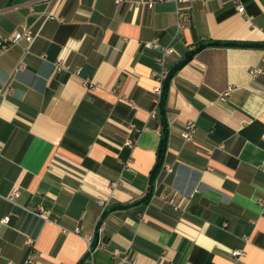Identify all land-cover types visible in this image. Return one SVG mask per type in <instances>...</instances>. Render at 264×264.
<instances>
[{"label":"crops","instance_id":"obj_1","mask_svg":"<svg viewBox=\"0 0 264 264\" xmlns=\"http://www.w3.org/2000/svg\"><path fill=\"white\" fill-rule=\"evenodd\" d=\"M118 1L0 0V264H76L98 222L111 264H264V47L178 70L152 196L108 211L149 190L159 75L264 44V0Z\"/></svg>","mask_w":264,"mask_h":264},{"label":"trees","instance_id":"obj_2","mask_svg":"<svg viewBox=\"0 0 264 264\" xmlns=\"http://www.w3.org/2000/svg\"><path fill=\"white\" fill-rule=\"evenodd\" d=\"M207 46L249 47V48L252 47L254 48V47H264V44L248 43V42H243V43L238 42L237 43V42L209 41L207 43L199 44L195 46L194 48H192L191 50L187 51L177 63H175L170 69L165 71L162 82H161V94L159 97L158 104L156 105V116L159 121L160 137H159L158 147L156 150L155 164L149 173V190L141 200L130 203V204H116V205H113L111 208H109L108 211L127 209L138 203L147 202L149 198L152 196L153 184L163 166L165 154L167 151V145H168L169 128H168V121L166 117V113H167L166 98H167L170 81L181 67L185 66L187 63L191 61L195 53H197L199 50ZM105 213L107 212L104 211L103 215ZM99 226H100V223L98 222L95 227L93 238L89 246V249L87 250V252L83 254V256L79 259V261L76 264H111V261L108 256L102 255L97 252L98 241H99V238H98Z\"/></svg>","mask_w":264,"mask_h":264},{"label":"built area","instance_id":"obj_3","mask_svg":"<svg viewBox=\"0 0 264 264\" xmlns=\"http://www.w3.org/2000/svg\"><path fill=\"white\" fill-rule=\"evenodd\" d=\"M165 1H182V0H165ZM116 2H119V1L116 0ZM153 3L154 2L152 0H139V1H136L133 4H131V6L132 7H139V6L145 5V6L149 7V8H151L153 6ZM237 11L241 13V12L244 11V8L242 6H237ZM181 17H182V15L179 14V19H181ZM35 37H36V34H33L28 28H22V30H15L8 37L3 39V48H6L7 46L18 44V43L24 41V42H26V45H27V47L25 48V51L27 52L28 49H29V46L34 41ZM147 46H148V48H151V49L158 48V44H157L156 41L148 43ZM161 52H162V54H161L160 58H158V61L161 64H163L165 56L170 54L171 50L168 49V48H162ZM21 67H22V64H19L18 68L20 69ZM56 68H57V70H63V69H66L67 66H64V65H62L60 63H56ZM251 73L252 74H262L263 73V69L256 68V69L252 70ZM163 76H164V72H162L159 75V77H158L159 82H162ZM154 91H155V93L158 96H160V94H161V85L159 87H157ZM229 94H230V89H228L225 92H223L221 94V96L219 97V99L221 101H223L225 98L228 97ZM187 128L189 130L184 132L182 134V137L185 140L190 141L191 140V127H190V125H188ZM17 195H18V191L17 190H13L11 192V194H10V198L16 197ZM169 203H172V200H170ZM263 207H264V203H263ZM40 214L44 216V211H41ZM5 221H6V218L2 220V222H5ZM78 231L79 230L76 228L75 232H78ZM92 238H93V235L87 237L88 249H89V246L91 244ZM240 255H241L240 251H233L232 252V256L233 257H238ZM23 264H33L32 255L27 256V258H26V260L24 261Z\"/></svg>","mask_w":264,"mask_h":264}]
</instances>
